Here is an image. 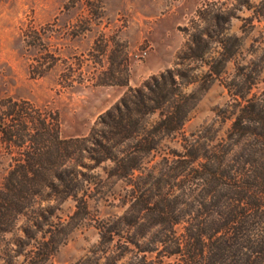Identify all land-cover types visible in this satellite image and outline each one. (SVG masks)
<instances>
[{"label":"trees","instance_id":"1","mask_svg":"<svg viewBox=\"0 0 264 264\" xmlns=\"http://www.w3.org/2000/svg\"><path fill=\"white\" fill-rule=\"evenodd\" d=\"M244 5L252 24L264 16V0ZM197 12L173 66L130 86L87 135L63 137L57 111L4 101L0 141L20 157L0 181V264H47L93 219L91 201L108 197L123 211L95 219L98 241L72 264H264V28L245 59L244 37L230 33L235 10L218 1ZM233 60L230 98L186 135L203 92ZM166 139L181 149L164 151Z\"/></svg>","mask_w":264,"mask_h":264},{"label":"rangeland","instance_id":"2","mask_svg":"<svg viewBox=\"0 0 264 264\" xmlns=\"http://www.w3.org/2000/svg\"><path fill=\"white\" fill-rule=\"evenodd\" d=\"M218 1L236 11L230 33L244 37L241 56L249 59L264 16L254 19V29L246 0H0V107L9 98L27 99L58 112L63 137L87 135L130 86L173 66L186 41L182 28L191 25L199 9ZM249 1L257 5L261 0ZM92 5L99 11L90 9ZM32 65L42 67L43 73L39 69L33 74ZM234 67L233 60L224 78L203 92L183 133L199 131L215 118L230 98L225 82ZM126 79L127 85L121 84ZM178 136L182 141V134ZM179 141L166 139L162 148L181 149ZM19 152L0 141V181ZM108 198L91 201L93 219L78 224L47 264H72L98 241L95 219L123 211L119 200ZM72 204H64V216L73 212Z\"/></svg>","mask_w":264,"mask_h":264}]
</instances>
